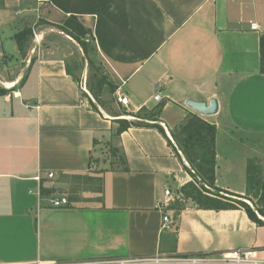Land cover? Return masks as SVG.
I'll use <instances>...</instances> for the list:
<instances>
[{
    "label": "crops",
    "instance_id": "obj_1",
    "mask_svg": "<svg viewBox=\"0 0 264 264\" xmlns=\"http://www.w3.org/2000/svg\"><path fill=\"white\" fill-rule=\"evenodd\" d=\"M71 14L92 30L118 103L122 94L128 110L153 109L160 104L152 99L154 85L162 83L159 121L139 118L148 123L118 134L119 119L131 117L94 108L68 60L42 54L49 32ZM26 27L35 39L23 57L15 35ZM263 34L264 0H0V54L14 55L15 80L25 76L23 100L0 110V264L240 248L264 258V225L244 209L191 202L179 210L171 203L173 222L163 226L157 207L166 188L178 197L187 180L168 136L192 114L217 127L215 186L256 203L248 165L254 161L264 171ZM213 98L214 115L186 104ZM104 143L119 150L127 170L95 171ZM94 175L98 192L82 191L74 200L66 194L68 206H52L58 186Z\"/></svg>",
    "mask_w": 264,
    "mask_h": 264
},
{
    "label": "rangeland",
    "instance_id": "obj_2",
    "mask_svg": "<svg viewBox=\"0 0 264 264\" xmlns=\"http://www.w3.org/2000/svg\"><path fill=\"white\" fill-rule=\"evenodd\" d=\"M33 31V30H32ZM35 39L34 31L32 35H27L21 44V55L24 57L26 56V51L29 48L32 40ZM47 43L45 44V49L43 50L42 54L44 56H50L53 54H61L68 60V65L72 70H74L76 76V80L78 81V84L81 88V85L85 86L87 90L90 92L91 96L94 98V104L96 106H101L103 110L108 114H116L118 116H126L131 117L132 122L138 123V124H147L148 121H141L138 117H135L134 115L139 113L140 117H144L146 110H150L148 108L141 109L140 111H134V110H128L125 106L118 103L115 97L112 96L111 88L107 85L101 86L100 80L103 79L107 82L106 79H108V76L106 74V69L103 65V62L100 58V55L94 48L93 40L91 39V45L92 47L89 48L88 54H85L79 46L73 42L69 35L60 29L55 31H50L49 36L46 37ZM44 41V40H43ZM2 55V56H1ZM19 56L17 59H20L22 56ZM11 62V64L9 63ZM14 55L11 56L10 53H4L0 54V87L6 89V92L3 94H0V110H3L5 108H13L15 106L16 100L22 99V86L23 82H19L16 87L14 88H8L6 87V82L14 81L16 78L17 70L19 67L16 66V63H14ZM23 70V69H22ZM29 71V70H28ZM27 73V72H26ZM16 93H19V96H16ZM85 93V92H84ZM87 94V93H86ZM200 117V116H199ZM145 119V118H144ZM203 119V118H202ZM160 127L164 130L166 133L164 127L160 124ZM175 131L172 130L171 133ZM176 143V149L178 153L180 154L184 167L183 170L188 174H186L187 180L184 182L182 186L179 187L178 193L179 196L177 197V192L174 193V201L173 207L176 209L183 208L186 206V204L194 202L191 198H188V194H186V191L192 192L194 191V187L189 184L191 182H195L193 176L191 175L190 171L199 173L198 170L192 166L188 161L187 157L184 155L179 143L177 142L176 138H174ZM174 144V143H173ZM120 156L122 157V154L120 152L114 156L112 154V146H110L109 143H104V146L102 147V151L98 153V160H95L98 162L96 164V170H104L105 168H117L118 162L120 161ZM200 157H203L201 154ZM121 165H119L120 167ZM190 170V171H189ZM251 177L252 179H257L260 182L264 181V171L260 164H255L254 162L251 164ZM210 188L209 186H207ZM100 189V178L99 176H91L89 178H73L69 179L68 184L64 186H58L57 189H54L53 194L55 195H61L62 193L67 194L71 200L78 199L80 196V193L83 191H97ZM58 190V191H56ZM212 191V190H211ZM254 196L257 199L256 203L254 202V206H251L253 208H256V204L259 205V193L260 188H257L256 191L253 192ZM58 195V196H59ZM195 203V202H194ZM201 205L206 206L208 205L207 200L203 199L201 202ZM259 218H264V216L260 215L258 213Z\"/></svg>",
    "mask_w": 264,
    "mask_h": 264
},
{
    "label": "trees",
    "instance_id": "obj_3",
    "mask_svg": "<svg viewBox=\"0 0 264 264\" xmlns=\"http://www.w3.org/2000/svg\"><path fill=\"white\" fill-rule=\"evenodd\" d=\"M57 28L73 38L81 46L83 52L85 54H88L89 48L92 47L91 39H94L92 30L85 27V25L76 15L71 14L69 17L63 20L61 24L57 25ZM32 34V29L26 27L15 35V39L17 40L20 48L23 39L27 35ZM260 51L261 72L264 73V34L260 38ZM24 79L25 76L22 78V81ZM106 80L107 82L101 79L100 85H107L111 88V91H114L116 89L115 85L108 81V79ZM5 92L6 89L0 87V94H3ZM163 106L164 103H160L153 109L146 110L144 117H140L139 113L135 114L134 116L141 119L145 118L146 120L159 121ZM93 107L98 109L95 104H93ZM134 125L140 124L129 121L128 119H119V128L117 132L118 134H120ZM152 125L165 133L158 123H153ZM216 133V125L202 119L197 114L190 115L184 123H181L178 127L175 128V131L172 132L173 138H176L184 155L187 157V161L199 172L196 173L189 170L195 182L189 183L194 187V191L189 193L186 191V194H188V198H191L197 205L202 208L217 210L244 209L253 221L257 222L259 225H264V219L258 217V213L264 216V181L260 182L257 179L258 177L252 179L250 171L251 164L254 161H250L248 165V182L250 185V189L256 190L257 188H260L259 205L256 206V208H253L249 203L246 202V199L251 200L250 198L232 193L227 190H223L215 186ZM169 143L173 146L177 156L182 161V158L178 153L176 146L170 139ZM118 153L119 150L116 147H112V154H114L115 156ZM201 154L203 155V157H200ZM119 165L123 166V168L126 170L128 169L123 156H120L118 167ZM207 186H209L210 188H208ZM203 199L207 200L208 205H201ZM180 209L182 208H179V210Z\"/></svg>",
    "mask_w": 264,
    "mask_h": 264
},
{
    "label": "built area",
    "instance_id": "obj_4",
    "mask_svg": "<svg viewBox=\"0 0 264 264\" xmlns=\"http://www.w3.org/2000/svg\"><path fill=\"white\" fill-rule=\"evenodd\" d=\"M251 28L254 30H261L260 25L257 22H251ZM155 90L152 95V99L157 103L163 101L161 82H157ZM83 94L90 97V93L85 86L81 85ZM85 92V93H84ZM85 100L87 98L82 96L80 105L85 106ZM118 101L125 107H129L130 99L125 95H118ZM88 103V102H87ZM169 139L176 145L172 135L168 136ZM50 178L54 177V173H49ZM177 198V197H176ZM174 200V193L168 187L165 190V200L160 202L157 207L162 211L163 226H168L172 223V216L168 213V209L171 206V202ZM176 200V199H175ZM174 200V201H175ZM51 204L53 207H66L70 204V200L67 195H57L51 197ZM264 264V258L258 255V252L254 249L240 248L229 252H216V253H199L194 255H187L183 257H168L164 255L153 256H127V257H108V258H89V259H77V260H52V261H36L32 264Z\"/></svg>",
    "mask_w": 264,
    "mask_h": 264
},
{
    "label": "water",
    "instance_id": "obj_5",
    "mask_svg": "<svg viewBox=\"0 0 264 264\" xmlns=\"http://www.w3.org/2000/svg\"><path fill=\"white\" fill-rule=\"evenodd\" d=\"M27 69L25 70V72L27 71ZM186 104L202 115H214L219 110V103L216 98L211 99L210 102L189 99L186 101Z\"/></svg>",
    "mask_w": 264,
    "mask_h": 264
},
{
    "label": "bare ground",
    "instance_id": "obj_6",
    "mask_svg": "<svg viewBox=\"0 0 264 264\" xmlns=\"http://www.w3.org/2000/svg\"><path fill=\"white\" fill-rule=\"evenodd\" d=\"M21 78H23V76H20ZM21 78L14 80V81H10V82H6V87L8 88H14L17 86V84L21 81Z\"/></svg>",
    "mask_w": 264,
    "mask_h": 264
}]
</instances>
